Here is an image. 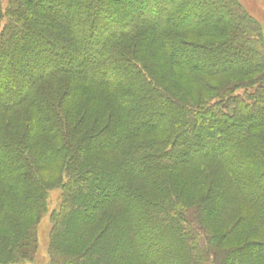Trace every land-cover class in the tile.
Returning <instances> with one entry per match:
<instances>
[{"label": "trees", "instance_id": "1", "mask_svg": "<svg viewBox=\"0 0 264 264\" xmlns=\"http://www.w3.org/2000/svg\"><path fill=\"white\" fill-rule=\"evenodd\" d=\"M52 187L44 264H264L258 21L237 0H7L0 264L31 262Z\"/></svg>", "mask_w": 264, "mask_h": 264}, {"label": "rangeland", "instance_id": "2", "mask_svg": "<svg viewBox=\"0 0 264 264\" xmlns=\"http://www.w3.org/2000/svg\"><path fill=\"white\" fill-rule=\"evenodd\" d=\"M240 5L245 9V11L251 15L255 20L258 21L262 34L264 37V0H237ZM7 0L0 1V8L3 11L6 7ZM253 76H250L252 78ZM220 78H226V76H219L215 78H211L208 81L210 83H214V81H219ZM210 96L211 95H208ZM38 177L46 178L47 180L50 178V174L47 172L40 171L38 172ZM59 202V190L58 188L52 187L48 193V212L45 213L36 224V235H37V243L36 247L33 250V256L31 258V262L28 264H44V262L48 258V239H49V229H50V220H49V212L53 208L57 207Z\"/></svg>", "mask_w": 264, "mask_h": 264}]
</instances>
